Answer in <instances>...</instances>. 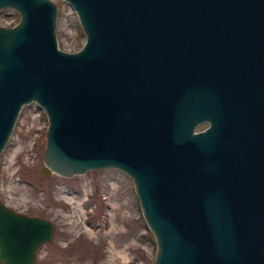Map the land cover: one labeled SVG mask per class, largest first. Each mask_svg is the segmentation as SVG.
I'll list each match as a JSON object with an SVG mask.
<instances>
[{
  "label": "water",
  "instance_id": "1",
  "mask_svg": "<svg viewBox=\"0 0 264 264\" xmlns=\"http://www.w3.org/2000/svg\"><path fill=\"white\" fill-rule=\"evenodd\" d=\"M62 1L76 52L55 44L51 0H0L18 16L0 25V150L33 102L47 121L39 174L130 178L149 264H264V125L248 99L264 0ZM52 227L0 202V264H34Z\"/></svg>",
  "mask_w": 264,
  "mask_h": 264
},
{
  "label": "rangeland",
  "instance_id": "2",
  "mask_svg": "<svg viewBox=\"0 0 264 264\" xmlns=\"http://www.w3.org/2000/svg\"><path fill=\"white\" fill-rule=\"evenodd\" d=\"M51 2L56 7V46L75 51L84 41L77 18L65 1ZM16 13L1 9L0 25H13ZM18 111L0 150V202L11 211L54 223L53 237L37 249L34 264H149L155 242L140 216L130 178L115 168L70 178L53 172L41 176L44 113L33 102Z\"/></svg>",
  "mask_w": 264,
  "mask_h": 264
},
{
  "label": "flooded vegetation",
  "instance_id": "3",
  "mask_svg": "<svg viewBox=\"0 0 264 264\" xmlns=\"http://www.w3.org/2000/svg\"><path fill=\"white\" fill-rule=\"evenodd\" d=\"M261 78H263V71L261 72L259 79L256 78L258 80L257 83L255 85H253L255 82L252 81L251 84L249 85L250 95H248V99L250 100L249 110L252 114V115H250V120H252V122H254V125H256L258 129L260 128L259 129L260 131L262 129V125H264V120H263L264 118L262 117L264 115V110H263L264 109V97H263V95H264V79L262 80ZM257 101H258V103H256ZM256 111H258V113H256ZM254 115H255V118H253ZM202 125H203L202 128H200V129L198 128L199 130L203 129L205 126L208 125L207 121H204ZM33 215L39 216L38 214H33ZM39 218H43V219L45 218V219L49 220V218H47L45 216L44 217L39 216ZM49 222L52 223L51 220H49Z\"/></svg>",
  "mask_w": 264,
  "mask_h": 264
},
{
  "label": "bare ground",
  "instance_id": "4",
  "mask_svg": "<svg viewBox=\"0 0 264 264\" xmlns=\"http://www.w3.org/2000/svg\"><path fill=\"white\" fill-rule=\"evenodd\" d=\"M263 59V58H262ZM262 59H260L259 60V63L261 64V63H264V61L262 60ZM261 67V71H263L264 69H263V65L262 66H260ZM118 252V251H117ZM122 258L124 259L125 258V256H124V254L122 255Z\"/></svg>",
  "mask_w": 264,
  "mask_h": 264
}]
</instances>
